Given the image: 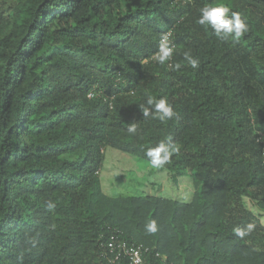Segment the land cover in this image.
<instances>
[{
  "label": "trees",
  "instance_id": "16d2710c",
  "mask_svg": "<svg viewBox=\"0 0 264 264\" xmlns=\"http://www.w3.org/2000/svg\"><path fill=\"white\" fill-rule=\"evenodd\" d=\"M206 6L239 12L247 32L218 39L197 23ZM161 97L176 117H143ZM260 137L264 0H0V264H127L113 234L143 244L144 264H264ZM169 140L152 167L147 149ZM108 148L147 164L103 181ZM154 172L189 173L192 196L135 194Z\"/></svg>",
  "mask_w": 264,
  "mask_h": 264
},
{
  "label": "clouds",
  "instance_id": "9594fccd",
  "mask_svg": "<svg viewBox=\"0 0 264 264\" xmlns=\"http://www.w3.org/2000/svg\"><path fill=\"white\" fill-rule=\"evenodd\" d=\"M230 9L225 6L210 7L206 6L200 9V16L197 23L200 25L210 26L215 36L223 41H227L229 38L239 39L248 30V26L241 18L239 12H231ZM173 55V47L170 46V40L167 34L161 36L158 51L154 54L153 59L164 64L169 61ZM185 59L192 68L198 67L199 61L191 56L190 53L184 54ZM181 65L177 63L176 69H179ZM143 117L148 118L155 116L161 121L170 120L176 117V112L173 107L169 104L166 98L161 97L158 99L148 98L146 104L139 105ZM129 132L135 133V124H130ZM176 151V146L169 141H161L154 147L147 149L146 156L149 158L152 167L158 168L166 163L170 156ZM47 207L53 209L55 205L51 202L48 203ZM149 232H155L157 230L156 222L152 221L146 225ZM254 225L248 224L246 228H236V233L243 237L250 233Z\"/></svg>",
  "mask_w": 264,
  "mask_h": 264
},
{
  "label": "rangeland",
  "instance_id": "374dc122",
  "mask_svg": "<svg viewBox=\"0 0 264 264\" xmlns=\"http://www.w3.org/2000/svg\"><path fill=\"white\" fill-rule=\"evenodd\" d=\"M146 164L147 163L144 160L139 159L136 156L124 152H120L119 150L113 148H108L106 151V158L102 170V179L103 181H107V179L111 178L113 174H117L119 172L126 173L128 171H124V170H127L132 166L133 167L135 166L137 168V165L142 167L145 166ZM147 180L148 181L146 183H142L139 186L138 191H135L138 193L135 194H142V193L162 194L170 197L178 196L183 199H189L193 194L192 192L194 191L193 180L189 173H186L183 176H181L176 185L171 183V180L168 179L166 174L164 173L157 174V172H154L147 177ZM150 181L154 184L151 185ZM146 185H149L150 188H146ZM151 186L154 187L153 190ZM128 187L129 190L135 189L131 186ZM110 192L112 194H115L112 188L110 189Z\"/></svg>",
  "mask_w": 264,
  "mask_h": 264
},
{
  "label": "built area",
  "instance_id": "2783aa9c",
  "mask_svg": "<svg viewBox=\"0 0 264 264\" xmlns=\"http://www.w3.org/2000/svg\"><path fill=\"white\" fill-rule=\"evenodd\" d=\"M179 2L187 3L191 0H176ZM165 34L168 35L170 40V46L173 47V52L175 49V43L172 38V32L167 31ZM93 96V93L90 94ZM260 140L264 144V139L260 137ZM264 155V150H263ZM107 247L109 251L114 255L113 261L119 260L121 258L127 259V264H144V252L147 250L143 244L130 243L127 240L116 236L115 234L111 235L107 242Z\"/></svg>",
  "mask_w": 264,
  "mask_h": 264
}]
</instances>
